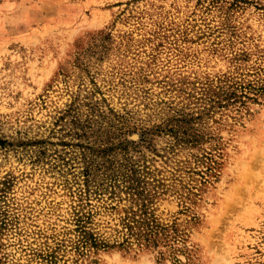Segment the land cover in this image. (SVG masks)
Returning <instances> with one entry per match:
<instances>
[{
	"label": "rangeland",
	"instance_id": "rangeland-1",
	"mask_svg": "<svg viewBox=\"0 0 264 264\" xmlns=\"http://www.w3.org/2000/svg\"><path fill=\"white\" fill-rule=\"evenodd\" d=\"M0 210L64 264L79 223L86 264H264V0H0Z\"/></svg>",
	"mask_w": 264,
	"mask_h": 264
},
{
	"label": "trees",
	"instance_id": "trees-1",
	"mask_svg": "<svg viewBox=\"0 0 264 264\" xmlns=\"http://www.w3.org/2000/svg\"><path fill=\"white\" fill-rule=\"evenodd\" d=\"M81 222V221H79ZM81 239L79 245V259L74 264H86L83 260L86 256L87 246L91 241L92 246H107L101 239L95 238L93 234L85 229V225L78 224ZM129 234L133 235L130 232ZM23 229L14 219L11 218L7 211L0 210V264H64L63 259L59 257L56 250H43L28 244L23 239ZM143 236H137L136 239H143ZM127 244L131 243L130 238L126 239ZM124 244L122 243L121 246Z\"/></svg>",
	"mask_w": 264,
	"mask_h": 264
}]
</instances>
